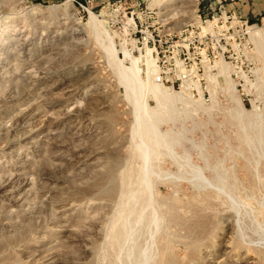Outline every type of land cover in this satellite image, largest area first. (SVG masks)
Masks as SVG:
<instances>
[{
  "label": "rangeland",
  "instance_id": "obj_1",
  "mask_svg": "<svg viewBox=\"0 0 264 264\" xmlns=\"http://www.w3.org/2000/svg\"><path fill=\"white\" fill-rule=\"evenodd\" d=\"M0 14V264H264V0Z\"/></svg>",
  "mask_w": 264,
  "mask_h": 264
},
{
  "label": "bare ground",
  "instance_id": "obj_2",
  "mask_svg": "<svg viewBox=\"0 0 264 264\" xmlns=\"http://www.w3.org/2000/svg\"><path fill=\"white\" fill-rule=\"evenodd\" d=\"M11 13V12H10ZM9 13V14H10ZM9 14H0V25H2L3 23H7V20L11 17H9ZM10 20V19H9ZM95 21V16H91V23L93 22L94 23ZM7 30V29H6ZM17 34V33H16ZM10 39V38H9ZM8 41V40H7ZM6 41V42H7ZM6 42H4L3 40L0 41V50H2L1 54L3 53V57L0 56V66L1 65H5V64H9L11 59H12V56H14L12 53H10L7 45H6ZM8 43H10L8 41ZM126 78V77H124ZM153 129V128H152ZM143 132V131H142ZM141 134V133H140ZM143 142V141H142ZM145 143V142H144Z\"/></svg>",
  "mask_w": 264,
  "mask_h": 264
},
{
  "label": "trees",
  "instance_id": "obj_3",
  "mask_svg": "<svg viewBox=\"0 0 264 264\" xmlns=\"http://www.w3.org/2000/svg\"><path fill=\"white\" fill-rule=\"evenodd\" d=\"M248 21H250L252 23L253 22V19H248Z\"/></svg>",
  "mask_w": 264,
  "mask_h": 264
}]
</instances>
